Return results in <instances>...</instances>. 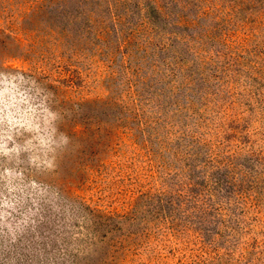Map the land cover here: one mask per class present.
<instances>
[{"label":"rangeland","instance_id":"rangeland-1","mask_svg":"<svg viewBox=\"0 0 264 264\" xmlns=\"http://www.w3.org/2000/svg\"><path fill=\"white\" fill-rule=\"evenodd\" d=\"M93 3L0 0V264H264V0Z\"/></svg>","mask_w":264,"mask_h":264},{"label":"trees","instance_id":"trees-1","mask_svg":"<svg viewBox=\"0 0 264 264\" xmlns=\"http://www.w3.org/2000/svg\"><path fill=\"white\" fill-rule=\"evenodd\" d=\"M95 4L94 9L89 11V22L92 27L104 30V26L108 21L114 25L119 22L117 11L121 5L128 10L127 3L130 0H92ZM105 8V9H104Z\"/></svg>","mask_w":264,"mask_h":264}]
</instances>
